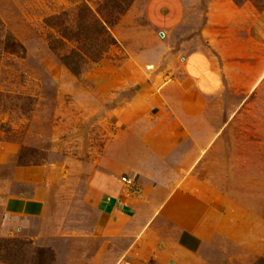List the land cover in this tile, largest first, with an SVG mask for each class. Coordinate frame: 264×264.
<instances>
[{
  "label": "rangeland",
  "instance_id": "obj_1",
  "mask_svg": "<svg viewBox=\"0 0 264 264\" xmlns=\"http://www.w3.org/2000/svg\"><path fill=\"white\" fill-rule=\"evenodd\" d=\"M101 2L0 0L3 29L22 47L0 57V264H165L185 240L198 251L191 264H264V0H134L108 29L115 46L75 77L49 48L59 34L46 21L62 13L74 21L82 5L97 14ZM210 65L218 87L194 108L211 134L201 151L216 134L194 171L202 217L180 219L203 235L184 237L160 216L166 187L149 197L145 189L115 235L87 183L114 142L134 153L152 139L140 126L163 115L137 102L159 95L169 77L206 75ZM39 186V218L7 214V202L16 208Z\"/></svg>",
  "mask_w": 264,
  "mask_h": 264
},
{
  "label": "crops",
  "instance_id": "obj_2",
  "mask_svg": "<svg viewBox=\"0 0 264 264\" xmlns=\"http://www.w3.org/2000/svg\"><path fill=\"white\" fill-rule=\"evenodd\" d=\"M172 71L178 74L177 69ZM173 72L169 75L171 76ZM205 72L206 75L204 72L200 74L198 71L185 70L181 79L169 77L167 83L158 90L159 95H151L153 97L147 99L144 104L137 102L147 111L146 105L149 100L151 105L155 103L156 109L163 115L149 116V119H146L152 121L150 126L148 127L146 123L143 127L140 126L139 130L144 136L149 137L148 131L152 130V139H144V144L140 143L138 151L134 153L131 152L133 146L127 150L124 144L122 147L121 144L114 142L113 147L108 148L110 156L108 163H103V170L96 172L90 180L91 183H87L89 195L87 198L94 201L100 216L112 218L110 222L116 221L113 224L115 235H120L121 225L132 219L146 191V197H149V188L154 187L168 189L160 207V216L183 230L184 232L180 233L184 237L203 235L191 226V221L189 223L186 221L195 214H201L202 217L201 208L194 207L196 202H201L196 200L201 183L194 177V171L201 160L202 152H206L216 140L214 134L208 146L203 151L200 150L201 140H208L211 134L208 131V122L196 115L194 108L196 104L200 106L202 97H211L210 94L216 92L218 87L215 69L210 65ZM137 103L130 107L136 115L140 110ZM135 117L137 120L141 119ZM122 178L130 179L132 182L136 179V183L126 185L120 182ZM136 186L142 189L141 194L133 190ZM45 201L46 188L34 187L31 200H22L16 208L7 202L9 210L7 214L29 220L39 218L45 210ZM185 216L187 220L180 222ZM110 222L104 227L106 231ZM185 242L188 244V240ZM186 244L177 245L178 253L172 254L165 264H191L198 251L192 250Z\"/></svg>",
  "mask_w": 264,
  "mask_h": 264
},
{
  "label": "trees",
  "instance_id": "obj_3",
  "mask_svg": "<svg viewBox=\"0 0 264 264\" xmlns=\"http://www.w3.org/2000/svg\"><path fill=\"white\" fill-rule=\"evenodd\" d=\"M134 0H102L97 14L87 6H80L74 21H66V13L46 21L47 26L56 30L58 38H48L49 48L59 54L60 62L70 74L77 77L90 64L98 63L116 42L108 29L115 26ZM237 3L238 0H233ZM69 23V24H68ZM0 21V57L19 56L22 47L7 32ZM67 44L73 45L67 48Z\"/></svg>",
  "mask_w": 264,
  "mask_h": 264
},
{
  "label": "built area",
  "instance_id": "obj_4",
  "mask_svg": "<svg viewBox=\"0 0 264 264\" xmlns=\"http://www.w3.org/2000/svg\"><path fill=\"white\" fill-rule=\"evenodd\" d=\"M120 182L125 183L126 185H131L133 183L132 180L127 178H122Z\"/></svg>",
  "mask_w": 264,
  "mask_h": 264
}]
</instances>
